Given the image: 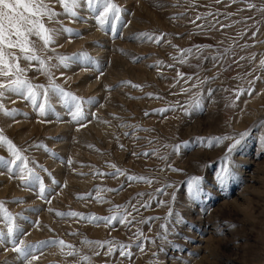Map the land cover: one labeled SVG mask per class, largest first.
Instances as JSON below:
<instances>
[{"label": "rangeland", "instance_id": "obj_1", "mask_svg": "<svg viewBox=\"0 0 264 264\" xmlns=\"http://www.w3.org/2000/svg\"><path fill=\"white\" fill-rule=\"evenodd\" d=\"M114 2L123 10L115 33L81 7L82 20L59 18L79 35L62 32L48 53L87 54L52 69L56 85L91 101L82 120L72 119L74 106L58 93H49L45 115L18 95L4 100L12 114H0V129L46 190L41 199L39 183H21L22 161L0 165V201L16 217L15 239L35 246L32 264H264V0ZM28 76L48 84L35 69ZM241 133L231 153V139L199 142ZM0 158L13 159L6 145ZM226 161L232 177L221 186ZM192 177L202 178L198 198L187 192ZM165 185L173 187L162 194ZM118 206L130 223L106 224ZM169 208L178 214L173 223L164 219ZM6 224L0 216V232ZM59 240L73 248L43 243ZM86 240L115 247L108 255L107 244ZM120 244L131 245L130 257ZM12 248L0 243V264H27Z\"/></svg>", "mask_w": 264, "mask_h": 264}, {"label": "snow or ice", "instance_id": "obj_2", "mask_svg": "<svg viewBox=\"0 0 264 264\" xmlns=\"http://www.w3.org/2000/svg\"><path fill=\"white\" fill-rule=\"evenodd\" d=\"M219 3L220 0H217ZM59 4L62 11L56 10V5ZM81 7L94 15L97 25L100 30H104L110 25L113 33L117 30V23L121 20L122 9L114 2V0H0V114L11 115L12 110L6 108L4 104L5 98L9 94L18 95L21 98H26L33 108L38 109L40 115H45L47 111L52 110L50 92L58 93L60 99L63 100L64 105L72 104L74 111H72L73 120H82L83 108L82 105L91 103L90 100H83L74 94L65 91L60 86L54 83V77L52 69L56 67H67L73 59L87 58L86 53L77 54L74 57L67 55L57 54L55 56H49V52H55V47L58 36L63 33H68L73 36H78L74 29L65 26L63 21L59 19L61 16L68 18L70 21L75 22L82 20L79 9ZM249 9L256 7L255 4L250 3ZM264 11V8L261 9ZM208 15H212L209 13ZM201 17H197L200 19ZM55 25V26H50ZM162 37H157L159 40ZM148 39H152L148 36ZM200 46H197L199 49ZM184 52L191 54L192 49H185ZM201 57H197L200 59ZM215 60L216 57H213ZM243 59V57H241ZM252 59H255L253 56ZM56 61V63H53ZM181 62H184L181 58ZM259 66L264 68V59L259 61ZM35 69L39 74L45 75L48 79V84H39L34 82V77H29L28 72ZM178 75H182L179 74ZM134 87H138L133 85ZM210 94V93H209ZM38 101H41L38 103ZM194 107H200V102L197 100ZM244 133H241L239 137H213L207 140L199 141L202 144H206L211 147L214 143L218 144L222 140L231 139L233 143L228 148V152L231 153L245 138ZM0 145H6L8 151L13 156L11 161H6L4 158H0V165H10L12 169L17 167V161H22V165L19 166V179L25 186H30L33 183H39V195L41 199L45 198V186L40 181L39 176L28 167L27 157L21 155V150L3 134V130L0 129ZM176 151L179 150V146H176ZM147 154V153H145ZM112 167H115L113 165ZM173 171H181L180 169L173 168ZM119 169L117 172L119 173ZM122 174V173H121ZM232 177L231 165L228 161L225 162V166L221 171V174L217 177L218 182L223 186ZM129 179L144 180L146 183L151 184L152 181L145 177H129ZM167 187H173L172 185H165V188L158 189L162 194ZM187 192L192 198H198L202 193V178L192 177L187 182ZM151 195V194H150ZM172 201L175 200V195L171 197ZM161 204H165L161 201ZM147 207L148 205H144ZM51 211V209H49ZM116 213L111 217L104 218L105 223H111L115 220H119L120 223L129 222L128 216L131 215L126 209L121 212L120 207L113 209ZM138 211V209H137ZM59 216L65 215L64 213H57ZM71 216H80L79 213H69ZM0 216L7 222L6 233L0 232V243H4L5 240L11 241L13 244L12 251L19 254L21 257L26 258L27 264L38 259L33 255V248L35 246L25 244L21 239L17 241L15 239L16 234L20 231L19 225L16 223V217L7 211L4 207V202L0 201ZM178 216L172 208H169L166 214L165 220L169 223H173L171 218ZM92 219H96L92 217ZM180 219H177L175 223H179ZM163 230L162 238L167 239L169 231L167 224H162ZM142 233H137V236H141ZM44 244H52L54 246L67 247L72 249V245H65L63 240L59 241H47ZM86 244H96L98 248L104 247L107 244L108 255H111L114 250V244L110 241H84ZM131 245L120 244L119 251L121 256H131ZM143 251V247H140ZM77 254L75 251H70L68 255ZM99 255V252L95 253ZM84 261H87L89 257H82Z\"/></svg>", "mask_w": 264, "mask_h": 264}]
</instances>
